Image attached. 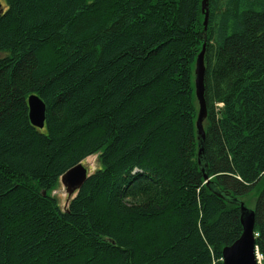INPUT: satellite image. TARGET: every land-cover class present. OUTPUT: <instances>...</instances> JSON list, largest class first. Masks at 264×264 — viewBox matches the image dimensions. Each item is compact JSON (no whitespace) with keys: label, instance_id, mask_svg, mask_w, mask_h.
Segmentation results:
<instances>
[{"label":"trees","instance_id":"1","mask_svg":"<svg viewBox=\"0 0 264 264\" xmlns=\"http://www.w3.org/2000/svg\"><path fill=\"white\" fill-rule=\"evenodd\" d=\"M3 1L0 264H221L253 195L264 264V0H207L206 25L203 0Z\"/></svg>","mask_w":264,"mask_h":264},{"label":"water","instance_id":"2","mask_svg":"<svg viewBox=\"0 0 264 264\" xmlns=\"http://www.w3.org/2000/svg\"><path fill=\"white\" fill-rule=\"evenodd\" d=\"M202 11L204 12V25H206L208 17L207 0L202 1ZM204 52L205 45L203 44L197 55L194 67V91L198 103L195 128L199 141L204 139L205 132L203 121L207 115L203 97V76L205 70ZM26 103L28 106L29 122L32 126L42 129L46 118L45 103L36 94L29 95ZM201 150L202 148L199 149V152H201ZM88 175L87 169L81 163H78L60 177V182L65 187L68 196L74 193V191L80 189ZM204 179L208 181V176L204 175ZM238 204L240 211V224L242 228L241 235L232 244L222 249L221 264H259L256 255L257 247L255 246V237L257 235L254 230L255 212L254 210L247 208L243 202Z\"/></svg>","mask_w":264,"mask_h":264},{"label":"rangeland","instance_id":"3","mask_svg":"<svg viewBox=\"0 0 264 264\" xmlns=\"http://www.w3.org/2000/svg\"><path fill=\"white\" fill-rule=\"evenodd\" d=\"M0 2L3 5L2 6L1 3H0L1 10L5 9V7H4L5 6V3H4L5 1L0 0ZM1 56H2V53H0V57ZM81 164L87 169L88 174L93 173L94 170H96L100 166V163H99L97 154L92 155V156H89L88 158H86L85 160H83ZM51 194L54 197H56V199H57V201L59 203L60 208H65L66 205L68 204V202L71 200V198L75 195V194H73L70 197H68L65 187L63 186V184L60 181L58 182V185L52 191ZM255 199H256V196L253 195L252 197H249L248 199L244 198L242 200L244 201L245 206L247 208L253 210L254 207H255Z\"/></svg>","mask_w":264,"mask_h":264},{"label":"built area","instance_id":"4","mask_svg":"<svg viewBox=\"0 0 264 264\" xmlns=\"http://www.w3.org/2000/svg\"><path fill=\"white\" fill-rule=\"evenodd\" d=\"M256 255L258 257V261H260L261 255L258 253V251L256 252Z\"/></svg>","mask_w":264,"mask_h":264},{"label":"bare ground","instance_id":"5","mask_svg":"<svg viewBox=\"0 0 264 264\" xmlns=\"http://www.w3.org/2000/svg\"><path fill=\"white\" fill-rule=\"evenodd\" d=\"M73 167H74V166H73ZM73 167H72V168H73ZM70 169H71V168H70ZM70 169H69V170H70ZM66 172H67V171H66ZM61 176H62V175H61ZM59 181H61V178H59Z\"/></svg>","mask_w":264,"mask_h":264}]
</instances>
